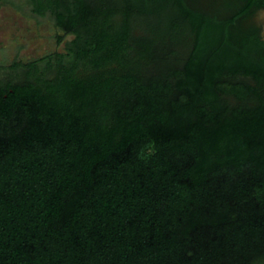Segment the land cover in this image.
Segmentation results:
<instances>
[{"label":"trees","instance_id":"trees-1","mask_svg":"<svg viewBox=\"0 0 264 264\" xmlns=\"http://www.w3.org/2000/svg\"><path fill=\"white\" fill-rule=\"evenodd\" d=\"M27 2L73 38L0 83V264H264V44L199 0Z\"/></svg>","mask_w":264,"mask_h":264},{"label":"rangeland","instance_id":"rangeland-1","mask_svg":"<svg viewBox=\"0 0 264 264\" xmlns=\"http://www.w3.org/2000/svg\"><path fill=\"white\" fill-rule=\"evenodd\" d=\"M200 2L202 3V0ZM151 27L156 26L151 25ZM149 28L150 25L140 23L138 29L135 30V35L154 39V43L158 44L159 40L163 38V34L149 31L154 29ZM164 29H166L165 25L162 27V30ZM59 37L62 39L59 40ZM164 37L166 38L165 35ZM72 38V35H64L54 25L49 14L45 16L35 15L27 0L0 1V83L7 80H21V73L17 79L15 77L17 73L10 70V66L14 62L26 64L38 61L50 54L63 53L66 43ZM176 50L179 51L180 49L176 47ZM163 51V48L159 46L155 51L156 59L154 61H140L139 71L144 76L145 81H149L152 77L161 78L163 73L167 71L168 63L162 59L165 55ZM11 76L12 78H10Z\"/></svg>","mask_w":264,"mask_h":264},{"label":"flooded vegetation","instance_id":"flooded-vegetation-1","mask_svg":"<svg viewBox=\"0 0 264 264\" xmlns=\"http://www.w3.org/2000/svg\"><path fill=\"white\" fill-rule=\"evenodd\" d=\"M202 8L209 13L221 9L219 15L234 17L238 29L250 31L264 44V0H202Z\"/></svg>","mask_w":264,"mask_h":264}]
</instances>
